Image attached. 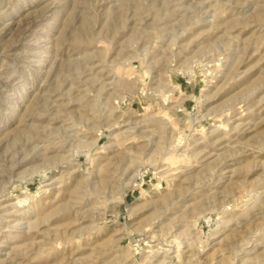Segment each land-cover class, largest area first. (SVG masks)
I'll return each mask as SVG.
<instances>
[{"label": "rangeland", "instance_id": "obj_1", "mask_svg": "<svg viewBox=\"0 0 264 264\" xmlns=\"http://www.w3.org/2000/svg\"><path fill=\"white\" fill-rule=\"evenodd\" d=\"M0 264H264V0H0Z\"/></svg>", "mask_w": 264, "mask_h": 264}]
</instances>
